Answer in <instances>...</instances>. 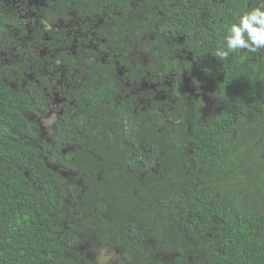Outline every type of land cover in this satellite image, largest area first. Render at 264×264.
<instances>
[{"label": "trees", "instance_id": "16d2710c", "mask_svg": "<svg viewBox=\"0 0 264 264\" xmlns=\"http://www.w3.org/2000/svg\"><path fill=\"white\" fill-rule=\"evenodd\" d=\"M212 1H120L137 13L104 39L128 70L137 46L161 52L158 68L130 80L159 78L163 110L153 102L136 114L116 100V62L51 40L32 66L45 60L50 80L79 85L66 91L72 110L42 135L50 99L11 88L30 67L0 63V264H97L103 249L119 264H264V52L213 55L254 0H219L218 18L202 22L192 4ZM107 2L60 6L89 14ZM204 92L215 112L196 97Z\"/></svg>", "mask_w": 264, "mask_h": 264}, {"label": "flooded vegetation", "instance_id": "af4514ba", "mask_svg": "<svg viewBox=\"0 0 264 264\" xmlns=\"http://www.w3.org/2000/svg\"><path fill=\"white\" fill-rule=\"evenodd\" d=\"M114 1L113 4L107 2L97 8L94 7L89 14H86L81 9L75 10L71 5L63 9L60 6V0H0V18L4 21L0 25V63L3 66H6V63L10 65L11 69H18L20 72L23 68L30 67L29 72L24 73L22 78H20L21 76L12 75V78L19 77V79L18 82L14 81V85L11 84V88L14 90H18L19 86L26 88L30 100L35 98L38 91H44L47 96L45 97L50 99V111L43 119H40V133L42 135H48L49 133L52 135L53 125L59 120L60 115L65 110H72L71 108L77 102L69 97L66 91L71 89L70 85H79V82L69 83L68 81L64 83L61 80H50L47 74L48 65L45 60L32 66L31 53L42 56V52H49L47 42L51 40L71 42L72 49L70 51L76 56L79 55V52H89V55L95 59L101 57L106 59L108 66H111V62H116L114 69L116 78L119 80L117 88L120 90L116 100H130L131 108L136 114L151 108L153 102H159L160 110L166 108L163 103L168 100V95L164 90L158 89L161 87L160 83H162L159 78L153 81L156 77L151 76L152 81L150 83L146 80L140 82L130 80L132 70L138 73L140 68H149V63H152L154 69L158 68L157 56L161 52H147L145 51L146 48L137 46L126 55L130 67L128 70L124 65L119 66L121 61L118 57L123 62L122 54H114L106 39H104L105 36L110 34L107 33V30L113 24L124 22L127 16L131 20L137 13L135 7V11L127 14L119 5L120 1L122 3L131 1L138 5L143 0ZM218 1L191 4L197 7L198 11L204 12L202 22H207L211 20L210 18H218L220 14L217 7ZM156 8L159 9L158 6ZM208 9H210V14L207 13ZM161 14L165 15L162 12ZM142 39L148 43V40L152 38L144 36ZM180 40L184 42L185 38L181 37ZM55 44H52L51 47ZM64 51H66L64 48L54 50V52ZM176 52L194 51L177 48ZM45 77L47 78L46 81L44 80ZM20 80H22V83H20ZM165 84L172 87L170 91L176 87L173 79ZM196 97L206 102L207 109L215 112L213 95L204 92L202 94L196 93ZM35 100L41 101L39 98H35ZM171 100L175 101L174 98H171ZM208 101H210V104ZM29 117L30 120H33L34 115L30 114ZM51 118L53 120L50 124H47Z\"/></svg>", "mask_w": 264, "mask_h": 264}, {"label": "clouds", "instance_id": "9594fccd", "mask_svg": "<svg viewBox=\"0 0 264 264\" xmlns=\"http://www.w3.org/2000/svg\"><path fill=\"white\" fill-rule=\"evenodd\" d=\"M238 51L264 52V0H254V6L241 11L213 55L223 61Z\"/></svg>", "mask_w": 264, "mask_h": 264}, {"label": "rangeland", "instance_id": "374dc122", "mask_svg": "<svg viewBox=\"0 0 264 264\" xmlns=\"http://www.w3.org/2000/svg\"><path fill=\"white\" fill-rule=\"evenodd\" d=\"M53 120V118L49 119V121L47 122V124H50L51 121ZM97 264H119L116 262V258L107 253L106 249H103L100 253V256L97 259Z\"/></svg>", "mask_w": 264, "mask_h": 264}]
</instances>
